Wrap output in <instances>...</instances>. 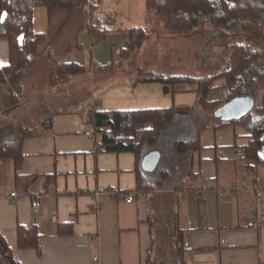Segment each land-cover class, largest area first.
<instances>
[{
    "label": "crops",
    "instance_id": "1",
    "mask_svg": "<svg viewBox=\"0 0 264 264\" xmlns=\"http://www.w3.org/2000/svg\"><path fill=\"white\" fill-rule=\"evenodd\" d=\"M105 5L106 0H103L101 9L113 17L118 12L130 14L116 12ZM37 9L33 10V20L41 12ZM47 25L50 32L42 46L52 44L55 36L49 40L51 35L65 30L62 25L57 28L54 21L51 25L47 21ZM54 29H57L55 33ZM33 31L41 33L34 28ZM114 36H119L118 56L126 42L121 32L110 33L103 43ZM78 41L81 46L92 48L84 63L79 52H73L80 64L93 62L105 66L113 61L111 58L109 62L105 59L100 62L86 33H81ZM113 41L117 40L112 38L110 47L105 45L111 55L117 47ZM8 62V40L0 38V67ZM216 86L224 88L225 83L222 81ZM164 89L159 83H136V78H122L100 91L94 89L90 101H96L89 107L111 113L190 109L197 104L192 85L167 87V92ZM72 107L66 113L54 115L50 130L24 140L21 169L16 174L12 169L10 188L4 183L0 189V235L18 264H146L151 249L148 221L153 212L149 199L136 192L135 156L128 152L101 151L99 137L92 126L84 123L77 113L79 108ZM238 127L242 128L228 126L202 131V149L189 158L190 169L196 177L191 184L193 188L198 184L203 188L201 199H193L195 203L189 206L186 203L181 216L178 215L179 225L184 229L182 246L188 264H264V227H246V222L253 218L255 198L252 192L242 188L243 184H264V164L253 174L244 171L240 161H226L216 156L218 151L241 150L247 145V133L243 128L245 134L240 133ZM15 175L24 180L19 187ZM36 176H50L51 184L45 186L40 178L26 188ZM11 193L17 194L15 201L10 198ZM127 195L133 197L130 204L124 201ZM35 199L40 202L37 213L32 211ZM261 201L264 209V195ZM94 205L101 208L100 214L94 211ZM51 214H56V224L49 221ZM69 223H72V231L66 227ZM18 225L36 227L38 251L18 249ZM94 258L98 260L95 262Z\"/></svg>",
    "mask_w": 264,
    "mask_h": 264
},
{
    "label": "trees",
    "instance_id": "2",
    "mask_svg": "<svg viewBox=\"0 0 264 264\" xmlns=\"http://www.w3.org/2000/svg\"><path fill=\"white\" fill-rule=\"evenodd\" d=\"M102 1L0 0V14H7L3 21H0V38H6L9 44V62L0 67V118L3 117L0 119V189L4 168L7 165L11 164L14 174L21 169L24 140L40 136L50 130L54 115L66 113L68 110V108L53 110L36 124L15 121L10 117L23 99L22 82L35 58L41 53L42 41L50 32L49 29L46 33L33 31L34 8L42 7L46 10L50 25L59 11L74 19L88 17L89 14L90 22L88 18L80 25L79 33L85 32L88 35L92 47L103 42L110 33L121 32L126 42L118 54L119 59L128 57L132 51L147 41L148 33L143 28H114V17L111 13L95 16ZM144 4L149 14L165 18L164 29L169 34L186 37L203 29L209 43L227 49L228 59L215 74L197 78L165 77L137 70L136 83H159L165 86V92L167 87L176 85L194 86L197 104L190 109L168 108L109 113L97 110L94 106L80 108L77 113L85 124L92 126L94 134L99 137V148L105 153L128 152L135 156L136 192L141 195L150 194L163 185L165 187L168 181L175 182L172 195L168 198V206L173 201L176 202L177 193L194 191L192 184L183 187L179 178L186 176L190 180L196 179L190 169L189 158L202 149L200 137L202 131L206 129L219 130L228 126H242L247 133L248 143L240 148L245 156V161L240 162L244 171L256 174L258 166L264 164V93L242 120L223 122L214 116V112L234 98L252 99L257 93L254 88L258 82L256 77L259 75L261 79L264 76V0H145ZM81 49L77 38L65 54ZM89 65L111 73L116 67V62L112 61L105 66H97L90 62ZM89 65L74 61H54L50 68L49 86L57 88L67 84L73 77L86 73L88 71L86 67ZM220 80L224 81V89H229L231 95L225 101L220 99L210 101L208 95ZM146 126L149 127L145 128ZM170 127H177L182 134L171 140L168 131ZM151 152L159 154L158 164L154 171L145 172L141 163ZM185 164L189 166L188 170ZM40 178L45 181V186L51 184L50 176H36L27 183L26 188ZM19 179L15 175L18 187L24 181ZM148 222L151 249L146 264H158L156 256L154 255L155 258L152 256V249L158 243L163 245V240L159 241L154 237L151 216ZM66 227L72 231V223ZM183 232L184 229L180 227L176 214L168 233L173 255L172 264H188L182 246ZM16 238L18 249L39 250V234L34 225H18ZM0 264H15L13 253L1 235Z\"/></svg>",
    "mask_w": 264,
    "mask_h": 264
},
{
    "label": "rangeland",
    "instance_id": "3",
    "mask_svg": "<svg viewBox=\"0 0 264 264\" xmlns=\"http://www.w3.org/2000/svg\"><path fill=\"white\" fill-rule=\"evenodd\" d=\"M144 1L145 0H121L120 2H114L113 0H106L105 6L114 8L116 12H130L129 15L126 13L122 14L121 12L117 14L114 13V26H121L123 28L142 27L148 33V39L145 43L138 49L132 51L128 57L119 59L117 56L119 50L117 38H119V36L110 37L107 43L104 44L101 42L95 46V49L98 57L101 59L100 62H103L104 59L109 62L111 58L113 62H116V67L111 73L100 70L94 65H89L86 67L88 70L86 73L73 77L65 85L51 88L49 86L51 64L54 61L62 62L63 60H65V62L74 61L79 64L78 59L73 57L75 53H65H67L68 47L73 45L77 38H81V33H79L80 25L87 21L88 18V22L91 20L89 14L87 15L88 17L74 19L65 12H57L53 19L55 26L58 28L62 25L65 30L58 35H51L49 40L55 36L53 43L41 47L42 50L40 55L35 58L28 75L22 82L24 89L23 99L10 117L15 121H25L30 124H36L53 110H66L72 106H76L75 109H80L82 107L88 108L92 101H96H90L95 92L93 91L94 89L100 91L109 83H113L115 80L122 78H136L137 70L151 72L165 77L185 76L197 78L215 74L216 71L226 64L228 59L227 49L220 45L209 43L206 35H204L205 31L203 29L196 34L186 37L173 36L164 29L165 18L160 15L149 14L146 11ZM88 3H90V1ZM101 6L98 11L95 12V16L106 15L101 9ZM38 10H41V12L37 13L36 18L33 20V28L36 32L46 33L48 25L47 18L45 17V9L38 7L37 11ZM57 15L58 18H55ZM56 30L57 29H54L53 33H55ZM112 38L117 40L115 42L113 41V43L117 45L113 55L110 54L109 50ZM106 44L109 46L108 48H105ZM89 47L82 45V49L77 51L80 54V59L83 60L82 63L87 61L89 49L92 50V48ZM256 78L258 82L254 88L257 93L252 98L253 105L259 102L261 94L264 93V76L260 79L258 75ZM218 83H222V81H217L216 84ZM216 84V88L208 95L210 100L223 98V90L225 91L226 89L217 87ZM148 127L149 126H146L145 128ZM194 129L197 130L198 128L194 127ZM238 130L240 133L245 134L242 128L238 127ZM168 131L171 140H173L174 137H178V134H182V131L177 127H170ZM164 147L167 148V146ZM185 168L188 170L189 166L185 164ZM11 173L12 166L9 164L4 168V176L1 182L2 186L4 183H7V187L10 188ZM179 181L183 187H187L191 184L190 178L186 176H181ZM175 184L176 183L173 181H168L165 183V187L163 185L150 194L147 193L144 195L149 199L150 207L153 212V235L157 240H163V245L158 243L157 246H154L152 249V256L154 257L155 255L157 258L156 263L172 264L173 255L171 253L168 234L170 232L171 222L173 219L175 220L176 214H178L179 217L181 216L182 208L186 203L188 206L189 204L192 205L195 203L191 192L186 194L177 193L175 196L177 207L176 202L173 201L172 204H169L170 208H168V198L172 195ZM173 198L174 197H172V199Z\"/></svg>",
    "mask_w": 264,
    "mask_h": 264
},
{
    "label": "built area",
    "instance_id": "4",
    "mask_svg": "<svg viewBox=\"0 0 264 264\" xmlns=\"http://www.w3.org/2000/svg\"><path fill=\"white\" fill-rule=\"evenodd\" d=\"M26 41H28V39ZM230 95H231L230 90L226 89L223 92V99L228 100ZM217 156H218V158L225 159L226 161H242V162L245 161V156H244L243 152L241 150H238V149H234V150H231L228 152L218 151ZM202 188L203 187L201 184H198L195 186L194 191L192 192V198L195 201H199L201 199ZM237 188L239 189L238 186H237ZM242 188H246L250 192H252L254 195V198H255V204L252 208L253 218L251 220H248L245 225L247 228H250V229H260V228L264 227V209L262 208V201H261V199L264 195V184H259V183L254 182L250 186L243 184ZM10 198L13 201H15V199L17 198V194L11 193ZM124 201L127 204H130L131 202H133L132 195H127ZM39 206H40L39 200L35 199L32 202V211L34 213H37ZM94 211L97 214H100L101 208L98 207L97 205H94ZM49 221L52 224H56V222H57L56 214L49 215ZM97 260H98L97 258H94L95 262ZM14 263L18 264V260L14 259Z\"/></svg>",
    "mask_w": 264,
    "mask_h": 264
},
{
    "label": "water",
    "instance_id": "5",
    "mask_svg": "<svg viewBox=\"0 0 264 264\" xmlns=\"http://www.w3.org/2000/svg\"><path fill=\"white\" fill-rule=\"evenodd\" d=\"M252 105L251 98H234L218 108L214 112V116L223 122L242 120L250 112ZM158 160L159 154L157 152H151L143 158L141 167L145 172H152L155 170Z\"/></svg>",
    "mask_w": 264,
    "mask_h": 264
},
{
    "label": "snow or ice",
    "instance_id": "6",
    "mask_svg": "<svg viewBox=\"0 0 264 264\" xmlns=\"http://www.w3.org/2000/svg\"><path fill=\"white\" fill-rule=\"evenodd\" d=\"M7 14L4 13V14H0V21H3L4 17L6 16Z\"/></svg>",
    "mask_w": 264,
    "mask_h": 264
}]
</instances>
